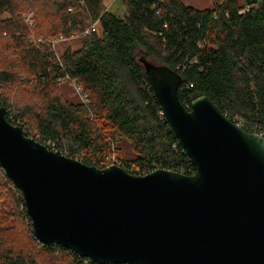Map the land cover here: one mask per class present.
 Returning <instances> with one entry per match:
<instances>
[{
  "label": "trees",
  "instance_id": "trees-1",
  "mask_svg": "<svg viewBox=\"0 0 264 264\" xmlns=\"http://www.w3.org/2000/svg\"><path fill=\"white\" fill-rule=\"evenodd\" d=\"M119 1L121 16L103 0H0V107L9 124L86 166L104 169L113 153L132 175L158 169L193 175L158 114L144 61L181 77L178 98L187 110L207 97L229 120L240 119L244 131L264 137V0L244 6L213 0L203 10L181 0ZM30 12L31 27L25 23ZM92 23L95 31L83 35ZM58 37H73L76 48L57 58L47 41ZM69 80L82 88L87 105L62 96ZM2 203L13 224L0 228V264H94L37 242L20 212L22 196L3 171Z\"/></svg>",
  "mask_w": 264,
  "mask_h": 264
},
{
  "label": "water",
  "instance_id": "water-1",
  "mask_svg": "<svg viewBox=\"0 0 264 264\" xmlns=\"http://www.w3.org/2000/svg\"><path fill=\"white\" fill-rule=\"evenodd\" d=\"M193 175H132L50 151L0 107V168L20 192L34 238L94 264H264V137L207 97L187 110L181 77L143 61Z\"/></svg>",
  "mask_w": 264,
  "mask_h": 264
},
{
  "label": "rangeland",
  "instance_id": "rangeland-1",
  "mask_svg": "<svg viewBox=\"0 0 264 264\" xmlns=\"http://www.w3.org/2000/svg\"><path fill=\"white\" fill-rule=\"evenodd\" d=\"M181 1H182V3L184 5L191 6V7L195 8V9H199V10L211 8L212 4H213V0H181ZM103 3L105 5V8L109 12H112V13L118 15V16H121L123 14V11H122V8H121L119 0H103ZM238 4L240 6H244L245 5V0H238ZM29 15H31L33 17V12H30L27 16H29ZM26 17H25V19H26ZM30 22H31V20H30ZM61 38L62 37L53 38V39H51V41L57 40V39H61ZM62 39H64V38H62ZM73 40L74 39H71L70 41L69 40H65V42H60L58 44H55V46H53L54 52L58 56V58L61 57L62 53L66 50V48H71V49L76 48L75 43L72 42ZM49 41L50 40H48L47 42L49 43ZM36 42L40 43V42H42V39H37ZM60 93L62 94V96L66 100H68V101H70L72 103H77L79 101V99L76 96V94L74 92V89H73V87L71 85H62L60 87ZM233 122L235 124L236 123H240L241 124V120L238 119V118H235L233 120ZM119 147L121 148V151H122L123 155L126 158H132V154H131L130 149H129V147L127 145L121 143L119 145ZM1 172H2V170L0 169V174H1ZM9 188L12 189V186L9 185ZM22 208L23 207H20V212L25 210L24 208L23 209ZM4 209H6V205H3V203H2L0 205V228H7L5 230H8L9 226L12 225L13 222L6 221L7 217L6 218L3 217L5 215V213H6V211H4ZM8 235H12V234L9 233Z\"/></svg>",
  "mask_w": 264,
  "mask_h": 264
},
{
  "label": "built area",
  "instance_id": "built-area-1",
  "mask_svg": "<svg viewBox=\"0 0 264 264\" xmlns=\"http://www.w3.org/2000/svg\"><path fill=\"white\" fill-rule=\"evenodd\" d=\"M243 12H244V10L241 11L240 13H243ZM31 19H32V16H31V15L27 16L26 19H25V22H26L29 26H31V22H30ZM95 29H96V23H92V24L90 25L89 29H88L87 31L83 32V35H89V33L94 32ZM71 39H73V37H71V38H69V39H62V38H61V39H57V40H53V41L50 40L49 43L51 44V46H52V48H53V46H55V44H58V43H60V42H65V40H69V41H70ZM53 51H54V48H53ZM56 57L58 58L57 55H56ZM66 80H68V79H66ZM68 82H69V85H71V86L73 87L74 92H75L76 96L78 97L79 101H80L82 104L87 105V103H88L87 96L83 93L82 88H81L80 86H78L74 81L69 80ZM181 85H182V84H181ZM180 87H181V86H180ZM179 89H180V88H179ZM158 114H159V116H160L161 119H164L161 110L159 111ZM236 125H238L239 127H241V124H240V123H236ZM45 145H46L47 147H49V146L53 147V145H52L49 141H47ZM107 159H108V164H109L108 166H110V165H116V166L120 165V163H118V161H117V159H116V157H115V155H114L113 153H111V154L108 156ZM148 174H149V173H148ZM145 175H146V174H145Z\"/></svg>",
  "mask_w": 264,
  "mask_h": 264
}]
</instances>
